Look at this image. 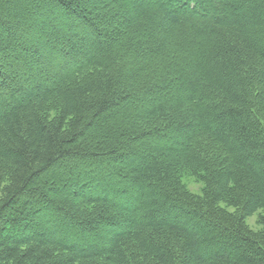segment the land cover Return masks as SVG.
<instances>
[{
    "label": "trees",
    "instance_id": "trees-1",
    "mask_svg": "<svg viewBox=\"0 0 264 264\" xmlns=\"http://www.w3.org/2000/svg\"><path fill=\"white\" fill-rule=\"evenodd\" d=\"M0 264H264V0H0Z\"/></svg>",
    "mask_w": 264,
    "mask_h": 264
},
{
    "label": "rangeland",
    "instance_id": "rangeland-1",
    "mask_svg": "<svg viewBox=\"0 0 264 264\" xmlns=\"http://www.w3.org/2000/svg\"><path fill=\"white\" fill-rule=\"evenodd\" d=\"M45 49H47L48 47L44 46ZM47 50H44V52L47 54L46 52ZM47 57V56H45ZM60 57H62V55H60ZM57 60H49L47 58L43 59V58H40V60L38 61V64L35 65V64H31L29 67H25L23 68L24 70L26 69V71H32L34 73V76L39 78L41 76L45 75L49 72V73H53L54 72V68L55 66L58 65V63L62 62V60L59 61V55H57ZM63 58V57H62ZM13 62V61H12ZM15 63V62H13ZM17 65V64H16ZM24 66V65H23ZM42 66V67H41ZM23 74V73H22ZM44 75V76H45ZM22 76H24L26 79H30L31 78V74L29 75V73H24ZM21 76V77H22ZM33 78V76H32ZM189 186L191 187V189H193L194 191L195 190H198L199 189V186L198 185H195L193 182H190L189 183ZM86 193H90L91 195H97L96 193V190L94 188H91L90 190H88ZM51 218V217H50ZM53 219V218H52ZM51 219V220H52ZM58 223V221H56ZM255 222H256V217H253L252 219H250V223H251V226L256 228L255 227ZM81 237V236H80ZM88 238V237H87Z\"/></svg>",
    "mask_w": 264,
    "mask_h": 264
}]
</instances>
